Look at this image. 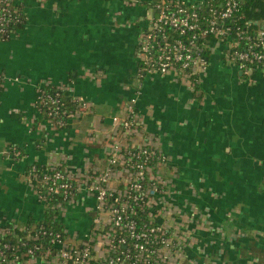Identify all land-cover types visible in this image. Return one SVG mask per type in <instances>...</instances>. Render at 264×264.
<instances>
[{
    "label": "crops",
    "instance_id": "0c3cea01",
    "mask_svg": "<svg viewBox=\"0 0 264 264\" xmlns=\"http://www.w3.org/2000/svg\"><path fill=\"white\" fill-rule=\"evenodd\" d=\"M158 2L16 0L26 24L0 43V233L36 225L48 213L28 177L33 165L82 173L105 166L113 119H123L136 100L142 139L167 158L165 176H175L182 214L170 225L186 227L194 242L189 255L258 264L264 255L238 261L234 249H264V79H246L220 51L198 90L176 75L141 76L139 37ZM48 84L86 99L91 110L55 129L35 107ZM85 201L63 219L67 227L92 219L94 201Z\"/></svg>",
    "mask_w": 264,
    "mask_h": 264
},
{
    "label": "built area",
    "instance_id": "2783aa9c",
    "mask_svg": "<svg viewBox=\"0 0 264 264\" xmlns=\"http://www.w3.org/2000/svg\"><path fill=\"white\" fill-rule=\"evenodd\" d=\"M15 2L0 0V43L17 33L11 30L20 21ZM217 51L246 79L264 78V0H159L139 37V72L176 75L197 90ZM3 80L0 75L2 90ZM60 97L41 89L35 103L40 114L48 109L46 122L55 129L68 128L71 119L92 108L86 99L73 98L76 109L67 113ZM124 114L113 119L115 128L106 136L105 166L85 173L62 164L30 168L36 197L64 227H6L0 233V264H174L184 257L191 236L183 224L170 225L181 214L174 203L175 176H165L167 158L142 139L136 100L125 105ZM12 154L23 157L17 148ZM86 199L94 201L88 209L92 219L84 233L71 234L62 221ZM16 230L26 235L19 237Z\"/></svg>",
    "mask_w": 264,
    "mask_h": 264
},
{
    "label": "trees",
    "instance_id": "16d2710c",
    "mask_svg": "<svg viewBox=\"0 0 264 264\" xmlns=\"http://www.w3.org/2000/svg\"><path fill=\"white\" fill-rule=\"evenodd\" d=\"M16 15V14H15ZM19 18H20V21L19 23H17V25H15L14 27H11V30L12 31H15V32H19L20 30H22L26 24V21H27V15L25 14L24 11L22 10H19ZM16 34V33H15ZM11 39V38H10ZM8 39V41L10 40ZM7 42V41H6ZM264 79V78H262ZM198 90V89H197ZM42 91L46 94V95H56L57 93H59L61 95V101H62V110L63 111H67V113H70V112H74L75 109H76V106L75 104L73 103V98L70 96V94L67 92V91H58L57 87L55 86H48V87H44L42 89ZM0 93H2V89H0ZM41 108V107H39ZM41 116L44 121H47L48 120V109L47 108H41ZM66 119V118H65ZM38 166V169H42L44 170L45 167H42L40 165H37ZM47 214H46V217L43 221H40V223L36 224V225H40V224H45L46 226H50V227H54L55 229H63L64 225L61 223V221H56L54 222V212L51 211L50 209H47ZM35 225L34 224H29L26 228H31ZM19 237H24L26 234L20 230H16L15 231ZM252 246H254L253 244L252 245H247V248L244 244H241V246L238 248L235 246V252L238 253V261L239 260H245L243 259V257L246 258V260L248 259H252L254 257L256 258H259L261 256L264 255V249L263 250H260L259 248V251L257 250V252L260 254L259 256H257V252H255V250L252 248ZM262 252V253H261ZM260 263L261 264H264V258L261 259L260 258ZM258 262V264H260Z\"/></svg>",
    "mask_w": 264,
    "mask_h": 264
},
{
    "label": "rangeland",
    "instance_id": "374dc122",
    "mask_svg": "<svg viewBox=\"0 0 264 264\" xmlns=\"http://www.w3.org/2000/svg\"><path fill=\"white\" fill-rule=\"evenodd\" d=\"M156 1V0H155ZM185 1H188L190 2L191 0H185ZM150 9L151 7L148 6L147 9ZM176 198V197H175ZM182 214V213H181ZM180 214V216H181ZM197 213L195 212V210L193 209L192 212H191V216H190V221L192 223L195 222L194 218H195V215ZM179 216H176V220H178ZM208 228V227H207ZM68 229L70 230V233L72 234L73 232H75L77 230V232H80L81 234L85 232V229H86V225H76L75 227H70L68 226ZM190 235V234H189ZM191 236V235H190ZM193 247H194V242L192 240V237H191V240H189V244L187 245V249H186V252H185V255L184 257L180 258V259H175L173 260L172 262L174 264H215L214 262H211L209 261V257L205 254H203V257L201 258V255L200 257L195 256L194 252L193 254H190L189 255V251H193ZM204 250H208V248L204 249ZM203 250V251H204ZM204 253V252H203ZM192 255H194L195 257H193ZM193 258H196V259H193Z\"/></svg>",
    "mask_w": 264,
    "mask_h": 264
}]
</instances>
